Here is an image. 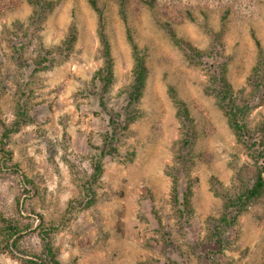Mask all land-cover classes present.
Returning <instances> with one entry per match:
<instances>
[{"label":"rangeland","instance_id":"obj_1","mask_svg":"<svg viewBox=\"0 0 264 264\" xmlns=\"http://www.w3.org/2000/svg\"><path fill=\"white\" fill-rule=\"evenodd\" d=\"M121 1L98 0L115 62L107 106L128 104L134 54L127 27L148 72L142 115L119 136L117 153L101 158L109 118L92 94L104 65L97 12L88 0H0V116L13 121L19 103L25 113L8 141L20 176L0 174V264H32L41 218L57 227L63 264H212L210 254L216 264H264V197L234 222L224 220L235 213V173L253 162L228 117L264 63V0H125L128 25ZM72 32L73 46L49 60L47 47ZM172 90L191 119L188 177L180 186L192 187L187 210L182 194L175 203L169 175L184 135ZM246 118L252 129L264 122V86ZM100 160L91 200L84 185ZM4 218L23 231L16 250L6 246Z\"/></svg>","mask_w":264,"mask_h":264},{"label":"trees","instance_id":"obj_2","mask_svg":"<svg viewBox=\"0 0 264 264\" xmlns=\"http://www.w3.org/2000/svg\"><path fill=\"white\" fill-rule=\"evenodd\" d=\"M34 1L35 0H29L31 3H34ZM88 2L98 14V35L101 44L100 55L104 61L103 67L93 78L95 91L92 93L99 97L100 105L105 110L109 118L108 130L104 135L105 143L103 147H101L98 155V157L104 158L107 155H114L117 153L118 148L116 142L120 139L119 136L126 133L130 129L131 123L139 119V117L142 115V110L139 107V101L146 84L148 71L145 63V53L135 42L130 29L127 27L128 39L134 54V66L132 70L131 89L128 95V104L124 105L119 110H115L113 108L110 109L109 106H107L108 101L106 99V94L109 92L114 82L115 62L111 50V41L106 30L104 11L99 6L98 0H88ZM148 2L152 5V1ZM45 4L52 7V3L50 2ZM125 4V0L120 2V15L123 21L128 25V15ZM254 38L256 44L260 46L261 44L258 38H256V36H254ZM75 40V32H72L71 36H68L64 41H62V45L47 47V51H45V53L49 60L57 58L58 54H64L67 49H70L73 46ZM196 51L199 57H206V53L204 51L197 49ZM20 54V52H16L15 57L17 56L16 58L18 59L19 56H21ZM263 66L264 63L262 60H259L254 69L252 77L249 78V84L251 85V92L248 94L249 96L243 98L241 97V99L236 102L235 110L233 109V113H229L228 117L234 131L251 151L250 156L253 161L252 163H244L235 173L237 184H239V191L237 195L231 198V202L229 203V208H233L231 210H234L233 212L235 213L233 215L230 211L228 215L231 217L227 218V215L225 216L224 220L228 222V224L230 222H234L237 219V214L242 212L250 203L257 202L264 197V122L260 123V125L257 126L258 128L252 129L249 126L246 118L247 109L250 107V104L254 101L256 96L260 93L261 88L264 86L261 80L264 70ZM221 71L222 75L220 82H225V73L223 70ZM1 87L3 88L5 85L3 84ZM171 93L174 103L177 106V116L180 122L183 124L182 127L184 135L178 140L176 151L178 158V169L169 171V175L171 176L173 183L175 203L178 204L179 195L182 194L184 196L183 205L187 210L190 206L189 201L192 187H188L187 191L181 192L180 186L184 180L183 177H188L187 164L190 162V160L186 156L190 155L188 151L191 149L190 147L192 143V131L189 130V122L191 119L184 102L178 98L173 90ZM223 99L227 102H230V100H228L229 96L226 94L223 95ZM18 110V117H16L10 123L5 121V119L0 116V174L4 172V170H8L10 173L20 176L21 169L18 163L14 162L13 151L8 147L10 135L17 130L18 126L25 118V113L22 111L21 103H19ZM185 128H187V130H185ZM101 160L94 165V172L88 182H86L84 185L85 193L87 196L91 195V200L95 196L93 190L94 183L103 173V165ZM4 222L6 223L8 240L11 248L8 245L6 246L10 250H16V248H18V241L20 237H23V231L20 230V225L15 223L14 220H5L4 218ZM38 231V235L41 238V249L28 255V257H30L29 262L32 264H63L58 258V253L54 244V235L55 231H57V227L47 226L44 219L41 218V222L38 225ZM210 255H207L206 259L208 261L211 260L212 264H216L217 262L213 256Z\"/></svg>","mask_w":264,"mask_h":264}]
</instances>
